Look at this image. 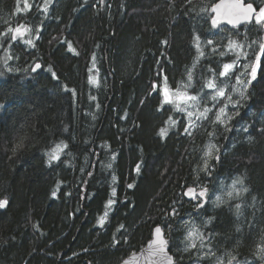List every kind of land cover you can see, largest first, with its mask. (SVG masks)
<instances>
[{
    "label": "trees",
    "instance_id": "trees-1",
    "mask_svg": "<svg viewBox=\"0 0 264 264\" xmlns=\"http://www.w3.org/2000/svg\"><path fill=\"white\" fill-rule=\"evenodd\" d=\"M217 1L192 0L197 7L186 14L192 7L186 0H50L47 11L45 0H31L27 10L23 0H0V32L24 23L31 29L25 38L34 44L0 36V70L6 56L13 57L8 65L20 69L0 77V200H8L0 209V264H119L141 250L158 225L172 253L184 246L183 221L209 218L203 231L219 234L213 240L217 255L229 250L241 262L261 264L254 253L264 229V60L239 115L229 111L234 119L227 127L198 121L202 126L193 136L183 134L186 116L165 105L159 91L165 77L173 90L186 82V68L198 55L197 35L206 57L194 69L196 87L204 82L202 71L235 59L211 55L207 39L223 45L227 39L220 38L229 32L238 40L246 34L243 63L255 60L258 44H247L263 37V29L255 22L236 29L220 25L223 33L213 29V14L198 13L200 5ZM244 1L256 9L264 5ZM36 63L41 68L33 73ZM89 76L98 83H89ZM161 128L168 129L164 137ZM23 131L30 139L12 156L7 149ZM60 141L68 148L49 163L45 153ZM209 141L219 147V158L209 161L211 174L198 170ZM237 177L248 189L249 205L240 233L230 211L235 202L214 204L221 182L227 187ZM188 187L209 189L203 208L184 197ZM198 255L176 252L174 259L213 264Z\"/></svg>",
    "mask_w": 264,
    "mask_h": 264
},
{
    "label": "snow or ice",
    "instance_id": "snow-or-ice-1",
    "mask_svg": "<svg viewBox=\"0 0 264 264\" xmlns=\"http://www.w3.org/2000/svg\"><path fill=\"white\" fill-rule=\"evenodd\" d=\"M50 0H45L44 11H47V4ZM186 3L192 5V0H186ZM197 6L192 5L186 12L190 14L195 10ZM24 8L29 9L30 5L25 0ZM213 13L211 16V27L213 29H218L221 33L225 32V29L220 27L222 22H226L231 25L233 29H236L241 23H251L254 19L255 24L259 26V29H264V7L257 9L254 7L253 3H245L244 0H220L219 3H212L211 5H200L198 14H206L208 12ZM6 24H10V21H5ZM31 29L24 23L17 24L15 27H7L6 32H0V36H5L10 34L11 41H17V37H20L22 42L28 46H34L32 39H23L26 33L30 32ZM39 31V29H36ZM233 33L229 32L227 37L221 36V41L227 39L226 44H217L213 39H207L206 44L211 49V55H218L223 58L227 54H232L235 59L231 62H224L218 68L213 69L209 67L206 71H202L201 76L204 78V82L199 85V87L194 86L193 80L196 77L194 69L198 66L202 58L206 57V50L203 47L205 43L202 41L199 35L194 36V43L196 45V51L198 55L194 58V62L191 68H186V82L180 84V86L173 91L171 86L167 82V77H165V82L163 87H160L159 91L163 97V103L165 105H174L175 111L182 113L186 116V122L182 118L180 123L183 125V134L188 136H193V130L201 127L198 121H204L206 124L216 127L219 126L227 127L226 121H231L234 119L233 115L229 114V111H234V115H239V107L242 100L247 99L246 93L248 86L256 79L257 69L259 67L260 58L264 55V37H259L258 40H252L251 43L247 44L248 49H253L255 45L258 44L259 51L255 52V61L250 64H244L243 60L247 59L249 53L245 50V41L247 40V35H244L243 40H238L233 38ZM235 35H240L236 33ZM221 46L223 50H220ZM67 48L70 52H76L71 42H67ZM13 59L12 56H6L3 59V64L5 65L3 70H0V77H4L6 73H14L20 71V69L13 68L8 65V60ZM95 59V57H93ZM41 65L36 63L34 67L31 68V72H36ZM251 69L250 73L247 71L239 72L240 68ZM51 71V68H49ZM91 71V69H90ZM211 73V76H208ZM52 76L55 79L56 73L52 72ZM245 76H250V79L245 80ZM235 77V84H230L229 81ZM89 83L97 84L98 81L92 76H89ZM157 85H153V89H157ZM189 89L192 91L190 92ZM205 89L209 91H205ZM227 89V91H226ZM233 93L239 97L236 99ZM95 99V97H91ZM211 102V103H209ZM229 105L231 109H229ZM5 105L0 104V109ZM172 118L170 117V120ZM177 121L172 120L170 126H175ZM247 131V129H244ZM168 133L167 128L160 129V136L164 137ZM209 137H213L215 134L212 132L208 133ZM30 139V134L27 131L18 133L15 140L11 143L8 151H11L12 156H15L20 150L26 147V142ZM68 148V144L64 141H60L47 151L45 155L48 157L49 163L52 161L60 160V154ZM219 147L212 141L203 150L202 167L199 171L209 172L210 165L209 161L213 158L218 159ZM11 159V157H9ZM109 167L111 165H108ZM139 165L137 166V171H139ZM240 187H237V186ZM244 180L241 177L234 178L232 184L225 187L221 182V195L216 197L214 201L215 206H220L221 204H229L230 211H233L237 218V226L235 231L240 233L242 230L239 226V220L244 215V208L249 207L247 204L244 193L248 191L246 187H243ZM129 188L132 185H128ZM209 189L207 187H202L197 191L196 187H188L187 191L184 193L185 196H189L192 200L198 201L195 205L198 209L204 207L205 197L208 194ZM55 195V193H53ZM255 201V197L252 198ZM114 201L109 200L108 204L111 206ZM8 204L7 199L0 200V209L4 208ZM255 207V204L251 205ZM175 213V210H173ZM107 216V212H105ZM212 218L208 220H202L200 224L196 223L195 219H190L188 221L182 222V227L185 230V234L182 240L183 248H174L172 255H169L166 249L169 245V240L165 239L164 232L161 226H156L153 229V239L149 242V247L145 260L148 264H179V260L174 259L176 252L181 253H191L196 250L199 255L197 256L198 261L209 260L213 264H247V261L241 262L238 260V254H233V251L225 250L220 255H217V250L213 240L219 234L205 235L203 227L211 223ZM104 223V217L101 218L100 224ZM35 227V226H34ZM261 243L256 245V250L254 255L256 258L264 264V229L261 230L260 236ZM240 241H237V246H239ZM122 264H128V261H123Z\"/></svg>",
    "mask_w": 264,
    "mask_h": 264
},
{
    "label": "water",
    "instance_id": "water-1",
    "mask_svg": "<svg viewBox=\"0 0 264 264\" xmlns=\"http://www.w3.org/2000/svg\"><path fill=\"white\" fill-rule=\"evenodd\" d=\"M220 2V0L219 1H217L216 3H219ZM245 2V1H244ZM246 3V2H245ZM261 7H264V5H262ZM259 9V8H258ZM258 9H257V11H258ZM213 14V13H212ZM214 15V14H213ZM252 22H255L254 21V19H253V21ZM210 23H211V21H210ZM245 24H249V23H241L240 25H238L237 27H240V26H242V25H245ZM221 25H227V26H229V27H232L231 25H228L226 22H222V24ZM263 37H264V29H263ZM256 59V58H255ZM263 60H264V55H262L261 56V58H260V62H259V67H258V69H257V75H256V78L258 77V75H259V73H260V71H261V69H262V63H263ZM255 61V60H254ZM34 67V66H33ZM41 68V67H40ZM40 68L39 69H37V71L36 72H38L39 70H40ZM36 72H33V73H36ZM251 77L249 76V79H250ZM256 80V79H255ZM255 80H253L252 81V83L255 81ZM251 83V84H252ZM250 84V85H251ZM187 191V190H186ZM185 191V192H186ZM184 197L187 199V200H189V201H194V200H192L189 196H185L184 195ZM156 227V226H155ZM154 227V228H155ZM153 228V229H154ZM162 228V227H161ZM163 230V229H162ZM163 232H164V230H163ZM164 237H165V239H167L166 238V236H165V232H164ZM153 239V230H152V237H151V239H150V241ZM150 241H148L147 242V244L141 249V250H139L137 253H134V254H132V255H130V256H128V257H126L123 261H128V264H148V262L145 260V256H146V254H147V250H148V247H149V242ZM166 251L168 252V254L169 255H172V253L170 252V246L168 245V248L166 249ZM122 261V262H123ZM122 262L121 263H119V264H122Z\"/></svg>",
    "mask_w": 264,
    "mask_h": 264
},
{
    "label": "rangeland",
    "instance_id": "rangeland-1",
    "mask_svg": "<svg viewBox=\"0 0 264 264\" xmlns=\"http://www.w3.org/2000/svg\"><path fill=\"white\" fill-rule=\"evenodd\" d=\"M24 3H25V0H23V2H22V4H23V10H27V9H25L24 8ZM27 3L30 5V7H31V0L29 1V0H27ZM23 39H30L29 37L28 38H23ZM17 40H21V38L20 37H17ZM22 41V40H21ZM241 70H243L242 68H240V72H242ZM250 71H251V69H249V73H250ZM94 77H96V76H94ZM248 79H249V76H248ZM163 87V86H162ZM173 90V89H172ZM173 91H175V90H173ZM104 217H106L105 216V213H104ZM105 219V218H104Z\"/></svg>",
    "mask_w": 264,
    "mask_h": 264
}]
</instances>
